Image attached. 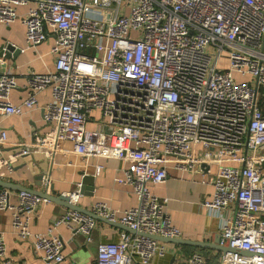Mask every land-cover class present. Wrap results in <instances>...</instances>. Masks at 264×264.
Listing matches in <instances>:
<instances>
[{"label":"built area","instance_id":"obj_1","mask_svg":"<svg viewBox=\"0 0 264 264\" xmlns=\"http://www.w3.org/2000/svg\"><path fill=\"white\" fill-rule=\"evenodd\" d=\"M28 6L18 14V7ZM21 22L29 49L53 38L55 70L27 76L28 96L19 105L12 72L0 75V180L34 153L86 174L94 159L130 164L119 183L131 185L137 206L118 218L108 204L90 212L129 228L116 243L97 247L96 264H151L167 253L155 237L178 239L181 232L166 210L167 199L149 185L168 179L167 166L213 176L207 212L220 219L219 264H264V0H0V28ZM44 107V134L4 155V120ZM98 113L99 117H92ZM96 123L89 129L88 122ZM104 165L98 163L96 174ZM82 183L70 203L77 205ZM0 187V213L13 210V228L47 264H62L66 225L92 241L96 220L76 210L62 214L47 234L30 221L49 200L21 191L12 206ZM240 251L248 253L243 255ZM184 264H208L200 252ZM0 264L7 257L0 233Z\"/></svg>","mask_w":264,"mask_h":264},{"label":"crops","instance_id":"obj_2","mask_svg":"<svg viewBox=\"0 0 264 264\" xmlns=\"http://www.w3.org/2000/svg\"><path fill=\"white\" fill-rule=\"evenodd\" d=\"M27 10L28 6H20L18 14L23 15ZM52 43L53 38H50L36 49H29L26 42V29L21 22L17 21L9 28H0V46L5 44L6 47L12 44L20 49L15 58L0 59V72L3 74L12 72L16 76L17 87L11 92L9 98L13 105H21L28 96V74L31 72L47 74L55 70V58L50 54ZM3 65H6L5 69ZM51 100V90L46 89L38 95V106L35 109L26 110L22 115L9 116L4 120L7 131V144L3 147L4 155L17 150L20 143H31L34 132L44 134L47 131L43 113L44 107ZM96 115L99 116L98 113H94L92 117ZM88 128H96V123L89 121ZM98 163L104 165L100 175L96 174ZM129 168L130 164L117 159H94L86 171V174L94 179V189L92 193L82 194L77 206L89 213L94 204L103 202L117 211L118 218L130 208L137 206L138 198L133 187L118 181L125 177V171ZM81 173V171L67 168L66 158L63 156H57L54 161H51L42 153H34L21 158L15 164L13 171L6 172L0 180L2 182L0 187L10 192L9 202L12 206H16L19 203V194L23 190L49 195L55 191L57 196L74 192L77 184L82 183ZM167 173L168 179L165 183L150 184L149 189L157 197L168 200L166 210L173 225L181 232V238L214 243L219 238L221 222L220 219L211 216L204 207V202L210 200L213 195L214 187L211 182L213 176L209 175L205 179L200 172L178 170L171 164L167 166ZM68 210L66 206L52 201L43 204L32 216L31 231L47 234L54 222ZM13 214V210L0 213V233L6 243L7 257L15 264H47L33 250L32 241L19 239L13 228ZM95 220L96 227L92 233L91 242H87L82 234L72 235L66 225H61L55 230L54 235L62 238L64 242L63 253L66 259L62 264H96L98 245L116 243L119 241L120 234L126 231L100 218ZM162 243L166 247V255L156 257L151 264H184L182 257L191 254L194 250L221 254L212 249ZM202 253L209 258L208 253ZM216 262L219 264V258Z\"/></svg>","mask_w":264,"mask_h":264},{"label":"water","instance_id":"obj_3","mask_svg":"<svg viewBox=\"0 0 264 264\" xmlns=\"http://www.w3.org/2000/svg\"><path fill=\"white\" fill-rule=\"evenodd\" d=\"M20 52V49L16 48L15 46H13L12 44H8L5 47V44L0 46V59L5 58L8 60H11L12 57L15 58L16 54ZM6 68V65H3V69ZM3 73L0 72V75H2ZM82 177V189H81V194H87V193H92L94 186H93V177L87 174H83L81 173ZM89 185V187H88ZM0 186H2V182H0ZM23 191H29V190H23ZM37 195L48 199L49 201L55 202V203H59L61 205L66 206L69 210H76V211H80L82 213L88 214V215H92L94 218H99L98 216L93 215L92 213H87L84 210H81V208H79L77 205H73L70 203V196L66 195V194H62L60 196H57L56 192L53 191L52 195L49 194H41V193H37ZM100 220H104V221H108L105 219L100 218ZM111 224L118 226L120 228H122L123 230H126V232H130L133 233V231L129 230L128 227L119 224L118 222H111L108 221ZM157 240L164 242V243H171V244H175V245H179V246H189V247H194V248H201V249H212L215 251H219V252H228V251H233V252H237V250H232L230 248H226V247H221L219 245L220 239L218 238L217 240H215L214 243H206V242H198V241H191V240H185L182 238H178V239H168V238H161V237H155ZM241 254L243 255H248V253L244 252V251H240Z\"/></svg>","mask_w":264,"mask_h":264},{"label":"trees","instance_id":"obj_4","mask_svg":"<svg viewBox=\"0 0 264 264\" xmlns=\"http://www.w3.org/2000/svg\"><path fill=\"white\" fill-rule=\"evenodd\" d=\"M198 250H194V252H197ZM198 252H200V251H198ZM202 252H206V253H208V251H201L200 253H202ZM193 253V252H192ZM203 254V253H202ZM209 254V258H208V264H217V262L216 261H218V258H219V256H220V254H215V253H208Z\"/></svg>","mask_w":264,"mask_h":264},{"label":"rangeland","instance_id":"obj_5","mask_svg":"<svg viewBox=\"0 0 264 264\" xmlns=\"http://www.w3.org/2000/svg\"><path fill=\"white\" fill-rule=\"evenodd\" d=\"M96 117H99L98 115H96Z\"/></svg>","mask_w":264,"mask_h":264}]
</instances>
